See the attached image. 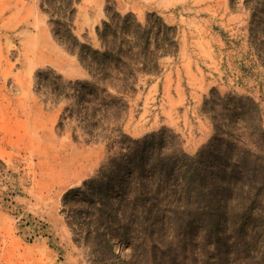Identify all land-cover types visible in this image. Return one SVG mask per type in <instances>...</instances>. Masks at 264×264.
<instances>
[{"label": "rangeland", "instance_id": "obj_1", "mask_svg": "<svg viewBox=\"0 0 264 264\" xmlns=\"http://www.w3.org/2000/svg\"><path fill=\"white\" fill-rule=\"evenodd\" d=\"M75 8L73 34L92 50L115 13L172 28L174 47L128 99L120 145L97 142L67 118L77 99L56 104L42 88L48 73L66 83L90 77L54 39L41 0H0V264H264V170L215 173L212 117L228 112L219 96L207 103L214 93L250 99L264 130V10L246 0ZM42 46L50 57L34 51ZM151 208L161 210L153 224Z\"/></svg>", "mask_w": 264, "mask_h": 264}, {"label": "trees", "instance_id": "obj_2", "mask_svg": "<svg viewBox=\"0 0 264 264\" xmlns=\"http://www.w3.org/2000/svg\"><path fill=\"white\" fill-rule=\"evenodd\" d=\"M79 2L41 0V8L49 18L54 39L79 58L90 81L66 83L61 77L48 73L50 84L42 88L56 104L72 99L79 101L78 110H70L71 106L67 108L66 113L70 111L67 118L73 120L76 116L79 128L84 129L91 140H112L114 145H120L116 138L118 135L123 137L120 135L121 123L128 109V99L137 91L140 79L156 74L160 59L172 53L174 30L160 22L154 25L148 21L142 25L131 14L121 16L115 13L109 15L108 20L97 30L100 50H92L80 44L73 34L75 6ZM254 4L256 12L263 13L264 0H246L247 6ZM215 97L225 104L224 109L228 112L227 120L217 121L219 116L212 117L216 138H219L215 149V173L225 178L229 170L237 171L239 168L246 174H252V169L263 171L264 130L259 106L250 99L230 96L220 98L215 93L207 103L214 105ZM235 104L239 107L232 108ZM211 112L215 110L211 108ZM115 134H118L117 137ZM215 141L212 140L207 149H212ZM236 147L240 150L239 158L233 159L229 153ZM177 152L182 154L180 148H177ZM252 159L254 161H250ZM147 161L138 165L144 167ZM191 180L192 184L205 183V177H193ZM227 185L228 182L224 180V186ZM159 213L161 215V210L156 208L154 216L151 208L147 220L153 224L160 219ZM220 222L224 225L226 218ZM151 232L155 233L154 230Z\"/></svg>", "mask_w": 264, "mask_h": 264}, {"label": "bare ground", "instance_id": "obj_3", "mask_svg": "<svg viewBox=\"0 0 264 264\" xmlns=\"http://www.w3.org/2000/svg\"><path fill=\"white\" fill-rule=\"evenodd\" d=\"M34 51H36V52H42L43 53V58H48V57H50V55H51V52H50V48L47 46V48L46 47H41V48H36Z\"/></svg>", "mask_w": 264, "mask_h": 264}]
</instances>
